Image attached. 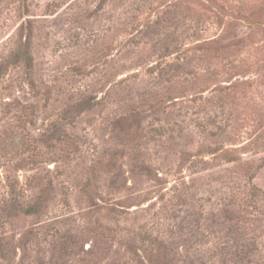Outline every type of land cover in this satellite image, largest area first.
Masks as SVG:
<instances>
[{
	"label": "rangeland",
	"instance_id": "rangeland-1",
	"mask_svg": "<svg viewBox=\"0 0 264 264\" xmlns=\"http://www.w3.org/2000/svg\"><path fill=\"white\" fill-rule=\"evenodd\" d=\"M0 264H264V0H0Z\"/></svg>",
	"mask_w": 264,
	"mask_h": 264
},
{
	"label": "trees",
	"instance_id": "trees-1",
	"mask_svg": "<svg viewBox=\"0 0 264 264\" xmlns=\"http://www.w3.org/2000/svg\"><path fill=\"white\" fill-rule=\"evenodd\" d=\"M14 57L17 61L28 60L30 58V53L26 47L23 49L20 47ZM43 198L44 197L41 196L39 200L29 201L25 205H16V203H13L12 209L14 212H22L27 217H37L43 212Z\"/></svg>",
	"mask_w": 264,
	"mask_h": 264
}]
</instances>
